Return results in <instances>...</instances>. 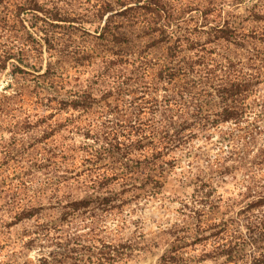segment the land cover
I'll return each mask as SVG.
<instances>
[{"label": "trees", "instance_id": "obj_1", "mask_svg": "<svg viewBox=\"0 0 264 264\" xmlns=\"http://www.w3.org/2000/svg\"><path fill=\"white\" fill-rule=\"evenodd\" d=\"M130 2L117 3L119 11L111 14L123 19L141 17L142 25L113 26L107 17L93 34L92 48L79 50L64 36L70 33L59 23L74 17L65 15L56 2L0 0V69L10 59L20 63L33 59V68H38L43 51L55 54L57 58L49 59L40 74L45 80L43 91L50 101L80 114L74 119L70 113L66 120L79 129L84 124V135L96 144L84 151L97 165L111 164L110 169L94 167L82 176L62 179L67 196H61L58 205L65 225L30 238L41 250L50 247L35 264H115L127 258L122 248L131 244L105 241L98 245L95 224L100 217L119 212L127 191H147L157 184L167 189L166 173H177L164 156L185 146L193 134H205L210 128L229 139L231 149L227 156L202 165L200 156L193 155L173 179L174 197L181 196L180 189L190 183L193 187L181 201V227L163 231L158 262L183 264L187 246L228 234L247 237L264 254V143L258 146L263 134L259 127L264 121V91L260 89L264 68L253 57L237 68L238 59L219 48L246 46L248 35L240 31L241 22L232 12L242 0ZM260 4L249 10L253 22L264 21L255 10ZM113 10L107 4L98 7L95 15L99 13L100 19ZM70 60L85 69L70 75L64 67ZM204 106L206 114L198 116ZM228 122L234 128L223 132L220 125ZM137 152L147 162H134ZM231 172H240L235 180L242 188L240 198L222 201L219 197L214 202L210 176L222 178ZM205 208L221 218L235 211L243 223L222 220L205 234ZM34 212L33 206H22L15 217L28 218ZM235 245L218 242L214 249L237 262Z\"/></svg>", "mask_w": 264, "mask_h": 264}, {"label": "rangeland", "instance_id": "obj_2", "mask_svg": "<svg viewBox=\"0 0 264 264\" xmlns=\"http://www.w3.org/2000/svg\"><path fill=\"white\" fill-rule=\"evenodd\" d=\"M43 1L56 2L65 15L74 17V20L59 23L70 33L69 36H64L79 50L92 48L93 34L96 33L97 27L105 23L107 17H111L110 24L113 26L143 24L141 17L128 16L123 19L111 14L119 11L117 3L123 0ZM129 1L131 2L128 5L137 4L136 0ZM259 3L260 6H256L255 10L264 18V0H242L232 10L236 21L241 22L240 31L248 35L246 46L219 47L220 50L233 55L234 59H238L237 68H240L241 62H245L248 57L256 58L259 65H262L261 69L264 68V21H251L252 14L249 11L254 4ZM105 4L111 5L114 10L104 12L99 19V13L98 16L95 15L96 9L105 7ZM190 24L193 26L192 21ZM28 48L30 50V47ZM98 50L102 53L101 49ZM56 58L55 54L52 56L43 51L40 62L36 65H39L38 68H33V59L23 60L22 63L10 59L0 69V264H35L37 259L50 249L45 247L41 250L37 242H31L30 238L38 237L46 230L53 232L64 227L66 219L58 205L61 196H67V188L62 186V179L67 175L82 176L94 167H111V164L106 163L97 165L98 162L95 163L94 158L84 151L86 146H96L91 138L84 135L81 128L84 124L81 123L79 129L66 120L70 113L74 119L81 117L80 114L50 101L49 94L46 90L43 91L45 80L40 74L44 71L46 62ZM64 67L70 75H78L85 69L76 66L71 60ZM260 89L264 91V86H260ZM206 112L204 106L198 116L203 117ZM251 122L248 125L250 127ZM260 124L259 128L263 134L258 146L264 143V121ZM233 126L234 123L228 122L221 124L220 128L226 132L229 128H234ZM219 132L218 129L210 128L205 134L195 133L185 146L175 148L164 156L168 165L177 173L170 176L166 173L167 189L164 190L157 184V187L147 191L138 188L127 191L124 197L126 200L119 212L99 218L95 224L98 245L107 241L116 244L126 242L132 246L122 248L129 256L115 264H159L158 257L163 251L160 245L165 239L163 231L181 227V201L191 194L193 187L190 183L180 189L182 192L178 195L181 196L174 197L171 183L179 176L181 169L186 168L193 155L200 156L199 163L202 165L218 156L229 154L231 143L227 138L222 139ZM255 151L256 148H253V152ZM133 158L137 163L148 160L138 152L134 153ZM237 177H240V172H231L222 178L210 176L214 202H217L215 199L219 197L222 201H235L240 198L242 188L236 184ZM22 206H33L34 214L28 218L17 219L15 212ZM204 211L202 220L205 234L213 230L214 223H221L222 220L243 223L235 211L223 218L220 215L211 216L206 208ZM262 212L264 213V208ZM83 230L86 232L87 228ZM218 242L236 243L234 259H237V262L228 261L224 255L218 254L214 249ZM250 242L251 240L243 235L212 237L205 242L187 246L183 250L182 262L242 264L243 260L244 264H264V254H260L261 250L253 248ZM102 248L104 251L107 249Z\"/></svg>", "mask_w": 264, "mask_h": 264}]
</instances>
